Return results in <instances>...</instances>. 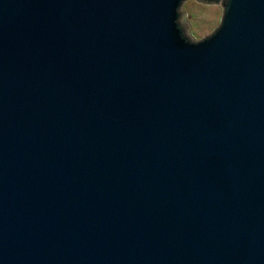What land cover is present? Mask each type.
<instances>
[{
    "label": "water",
    "instance_id": "1",
    "mask_svg": "<svg viewBox=\"0 0 264 264\" xmlns=\"http://www.w3.org/2000/svg\"><path fill=\"white\" fill-rule=\"evenodd\" d=\"M0 0V264H264V0Z\"/></svg>",
    "mask_w": 264,
    "mask_h": 264
},
{
    "label": "rangeland",
    "instance_id": "2",
    "mask_svg": "<svg viewBox=\"0 0 264 264\" xmlns=\"http://www.w3.org/2000/svg\"><path fill=\"white\" fill-rule=\"evenodd\" d=\"M182 21L188 26L186 35L198 40L208 35L219 23L221 17L220 1L217 4L204 5L195 0H185L181 4Z\"/></svg>",
    "mask_w": 264,
    "mask_h": 264
}]
</instances>
